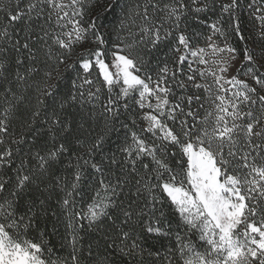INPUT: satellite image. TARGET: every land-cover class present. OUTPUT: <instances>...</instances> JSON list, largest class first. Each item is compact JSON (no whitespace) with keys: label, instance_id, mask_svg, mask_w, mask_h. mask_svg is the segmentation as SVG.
<instances>
[{"label":"snow or ice","instance_id":"obj_1","mask_svg":"<svg viewBox=\"0 0 264 264\" xmlns=\"http://www.w3.org/2000/svg\"><path fill=\"white\" fill-rule=\"evenodd\" d=\"M0 264H264V0H0Z\"/></svg>","mask_w":264,"mask_h":264}]
</instances>
